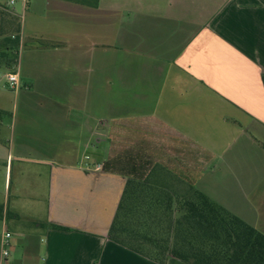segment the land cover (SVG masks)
<instances>
[{"label":"crops","instance_id":"0c3cea01","mask_svg":"<svg viewBox=\"0 0 264 264\" xmlns=\"http://www.w3.org/2000/svg\"><path fill=\"white\" fill-rule=\"evenodd\" d=\"M16 2L0 135L46 185L41 211L0 203V264H157L108 239L126 181L156 167L264 234V0Z\"/></svg>","mask_w":264,"mask_h":264},{"label":"trees","instance_id":"16d2710c","mask_svg":"<svg viewBox=\"0 0 264 264\" xmlns=\"http://www.w3.org/2000/svg\"><path fill=\"white\" fill-rule=\"evenodd\" d=\"M19 33V19L0 5V68L9 73L17 66ZM262 82L264 86V77ZM8 117L0 109V126ZM108 239L157 264L170 258L186 264H264V234L164 168L126 181Z\"/></svg>","mask_w":264,"mask_h":264},{"label":"rangeland","instance_id":"374dc122","mask_svg":"<svg viewBox=\"0 0 264 264\" xmlns=\"http://www.w3.org/2000/svg\"><path fill=\"white\" fill-rule=\"evenodd\" d=\"M8 1L0 0V4L8 3ZM15 4L13 7H15ZM4 71L0 68V99L10 102L13 93L8 89L7 85H4ZM7 155L8 136L0 135V203L8 201L10 206L12 204V206L18 207V210L24 213V215L35 212L32 210L34 208L41 211V205L34 203L31 197L33 194L44 192L46 181L43 177L41 178L42 180H36L31 175H19L17 163L8 160Z\"/></svg>","mask_w":264,"mask_h":264},{"label":"built area","instance_id":"2783aa9c","mask_svg":"<svg viewBox=\"0 0 264 264\" xmlns=\"http://www.w3.org/2000/svg\"><path fill=\"white\" fill-rule=\"evenodd\" d=\"M17 0H9L7 3V6H13L14 3ZM2 5V4H0ZM5 82L6 85L8 87V89L10 90H17L18 86H19V80H18V76L15 73H8L5 75ZM96 169H99V167H97ZM10 239H11V234L9 232H4L2 239H1V247H2V251H1V256L2 259H6L9 256V251H8V247L10 246Z\"/></svg>","mask_w":264,"mask_h":264}]
</instances>
